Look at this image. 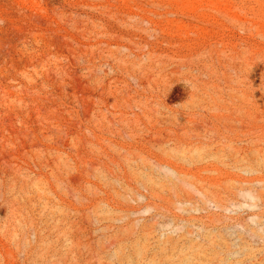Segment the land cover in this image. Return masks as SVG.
<instances>
[{
	"label": "rangeland",
	"instance_id": "374dc122",
	"mask_svg": "<svg viewBox=\"0 0 264 264\" xmlns=\"http://www.w3.org/2000/svg\"><path fill=\"white\" fill-rule=\"evenodd\" d=\"M0 264H264V0H0Z\"/></svg>",
	"mask_w": 264,
	"mask_h": 264
},
{
	"label": "bare ground",
	"instance_id": "6f19581e",
	"mask_svg": "<svg viewBox=\"0 0 264 264\" xmlns=\"http://www.w3.org/2000/svg\"><path fill=\"white\" fill-rule=\"evenodd\" d=\"M233 25H234V27L237 28V30H239V31L243 29L242 27H240V24H233ZM244 30H245V29H244ZM196 51H198V49H196V50L193 51V52H196ZM193 52L191 51L190 54L193 53Z\"/></svg>",
	"mask_w": 264,
	"mask_h": 264
}]
</instances>
